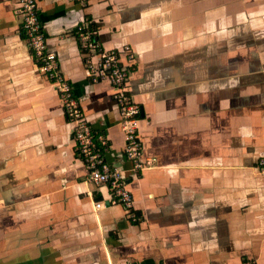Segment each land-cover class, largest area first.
<instances>
[{
	"label": "crops",
	"instance_id": "crops-1",
	"mask_svg": "<svg viewBox=\"0 0 264 264\" xmlns=\"http://www.w3.org/2000/svg\"><path fill=\"white\" fill-rule=\"evenodd\" d=\"M36 4L47 50L106 134V161L124 171L138 219L86 181L18 0H0V264H264V0ZM81 24L105 50L130 47L126 88L151 168L131 171L114 89L87 74Z\"/></svg>",
	"mask_w": 264,
	"mask_h": 264
},
{
	"label": "built area",
	"instance_id": "built-area-1",
	"mask_svg": "<svg viewBox=\"0 0 264 264\" xmlns=\"http://www.w3.org/2000/svg\"><path fill=\"white\" fill-rule=\"evenodd\" d=\"M85 4L87 0H75ZM18 24L25 37L27 47L36 58L39 68L54 82L62 102L66 119L71 124V134L76 143L77 152L86 167V181L95 186L105 185L110 190L108 204H120L126 210L128 218L137 220L133 209V197L125 185L124 171L108 164L105 152L108 139L104 132L93 129L85 120L79 102L73 95L70 84L58 73L56 55L47 50L45 33L38 17L36 0H18ZM79 47L84 53L87 74L92 82L108 81L114 89V99L118 106L120 126L124 134L123 152L131 164V171L137 174L153 167L155 158L144 156L141 140L138 136L139 105L127 91L126 84L130 75L129 64L133 54L128 45L123 47V56L118 50H105L98 41L95 30L88 24L77 25L75 29ZM257 172L264 175V155L256 164ZM104 201H95L94 209H100ZM125 264H134L127 261ZM244 264H256L252 259Z\"/></svg>",
	"mask_w": 264,
	"mask_h": 264
},
{
	"label": "water",
	"instance_id": "water-1",
	"mask_svg": "<svg viewBox=\"0 0 264 264\" xmlns=\"http://www.w3.org/2000/svg\"><path fill=\"white\" fill-rule=\"evenodd\" d=\"M140 115L142 116V110H140Z\"/></svg>",
	"mask_w": 264,
	"mask_h": 264
},
{
	"label": "trees",
	"instance_id": "trees-1",
	"mask_svg": "<svg viewBox=\"0 0 264 264\" xmlns=\"http://www.w3.org/2000/svg\"><path fill=\"white\" fill-rule=\"evenodd\" d=\"M39 66V65H38ZM66 117V116H65Z\"/></svg>",
	"mask_w": 264,
	"mask_h": 264
}]
</instances>
